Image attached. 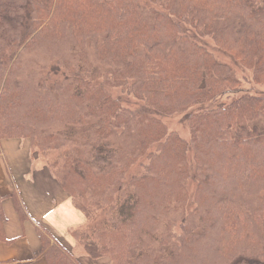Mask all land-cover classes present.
Wrapping results in <instances>:
<instances>
[{"label":"trees","instance_id":"trees-1","mask_svg":"<svg viewBox=\"0 0 264 264\" xmlns=\"http://www.w3.org/2000/svg\"><path fill=\"white\" fill-rule=\"evenodd\" d=\"M147 1L157 7L139 0H0V139L29 137L40 153H55L47 166L61 187L102 211L68 230L90 258L264 264V92L189 115L186 140L144 111L122 107L95 83L128 87L163 113L241 92L229 67L183 24L263 84L264 0ZM145 153L148 162L129 178L127 193L124 176ZM12 196L20 218L28 219ZM2 198L0 241H7ZM33 224L40 243L34 257L80 264Z\"/></svg>","mask_w":264,"mask_h":264},{"label":"crops","instance_id":"crops-1","mask_svg":"<svg viewBox=\"0 0 264 264\" xmlns=\"http://www.w3.org/2000/svg\"><path fill=\"white\" fill-rule=\"evenodd\" d=\"M0 144V195L7 240L0 241V262L47 264L43 257L33 256L40 247L33 221L45 227L70 253L77 254L79 249L68 230L84 223V213L44 167L38 168L29 161L23 164L21 160L28 159L26 140L4 139ZM14 192L27 210L28 219L20 218L12 196Z\"/></svg>","mask_w":264,"mask_h":264},{"label":"rangeland","instance_id":"rangeland-1","mask_svg":"<svg viewBox=\"0 0 264 264\" xmlns=\"http://www.w3.org/2000/svg\"><path fill=\"white\" fill-rule=\"evenodd\" d=\"M139 2L145 6L157 7L156 5L149 3L147 0H139ZM181 25H182V31L185 34H187L190 38H192L193 40H195L199 44L203 45L209 52L212 53V55L219 62H221V63H223L229 67V69L234 73V76H236L241 82V87H242L241 92L231 94V95H229L228 98H226L225 96H221L216 101L193 104V105H190L183 110H178V111H175L172 113H169V112L163 113V112L156 111V110L148 107L147 105H145L143 100L136 98L133 94L128 92V87H125V88H123V87H107V86L103 85L101 78H97L95 80V83L97 85L103 86L104 90L107 91L114 99H116V101L122 107L130 109V110L144 111L146 114L157 119V121H159V123H161L165 127V129L167 130L168 133L175 132L180 137H182L183 139L189 140L190 139L189 124H188V116L189 115H191V114H193V113H195L201 109L213 107L217 103L231 101L235 98L240 97L245 92H248L251 94L264 92V83L263 84H261V83L255 84L253 82V71H252V69H248V68L244 67V65H242L239 60H236L227 52L219 49L214 44L213 40L210 37L198 36L191 27H188L186 25L183 26V24H181ZM31 56H33V55H31ZM98 69L100 71V70H102V67L96 66L94 71H96V73H97ZM27 82L28 81L26 79L25 83H27ZM4 139L26 140L28 142V159H26V157H25V159L21 160L23 162V164L25 165V162L29 161V162L34 163V165H37L36 167H38V168L44 167L47 170L50 177H52L55 180V182L60 187V189L62 191H64L66 194H68L61 187V185L58 183L57 179H55L52 172L50 171V169L47 166V161H48L47 159L49 157L51 159H52V157H55V155H56L55 153L49 154V155H45L46 153H40L36 148L35 149L32 148L31 140L29 137L2 138V139H0V143H1V140H4ZM155 147H156V144L152 145L150 147L149 151L154 150ZM0 153H1V144H0ZM188 155H189L188 158L190 161L189 162L190 163V170H191V173L193 174V168L194 167H193L192 162H191V151H189ZM147 162H148L147 154L145 153L141 158H139L136 162H134L128 168V170L124 176V181H125V185H126L125 192H127V193L130 192V189L128 187L129 178L131 176L141 174L143 172V165L146 164ZM194 186H195V182L193 181V179H190V181L188 182V191L190 193L188 208H191L194 205L193 201H192V194H193ZM71 199L73 200L74 204L84 213L86 220L91 218V217L102 216L103 213L100 209L94 210L95 211L94 212V211L88 209V207L84 206L80 202L74 200L72 197H71ZM23 207H24V205H23ZM25 211L27 212L26 209H25ZM136 221L138 223V220H136ZM175 231L179 232L178 228L175 229ZM53 239L57 243H59L62 247H64L63 244L60 243L59 241H57L54 237H53ZM77 249H79V250H77L78 251L77 254L74 252H71V255L80 264H110L109 258L107 256H103V257H100L98 259H93V258H90L89 256H87L85 254V252L83 251L82 247L79 246L78 244H77ZM78 257H81V259H83V257H85L83 259L84 262L82 261L83 262L82 263L81 259H77ZM85 259H87V260H85Z\"/></svg>","mask_w":264,"mask_h":264}]
</instances>
